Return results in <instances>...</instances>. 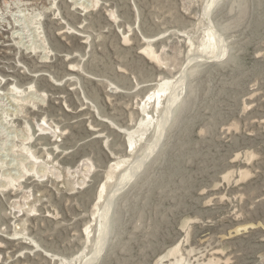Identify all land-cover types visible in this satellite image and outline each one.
<instances>
[{"label": "rangeland", "instance_id": "rangeland-1", "mask_svg": "<svg viewBox=\"0 0 264 264\" xmlns=\"http://www.w3.org/2000/svg\"><path fill=\"white\" fill-rule=\"evenodd\" d=\"M163 79L91 264H264V0H0V264L85 262L98 183L154 125L132 153L114 127Z\"/></svg>", "mask_w": 264, "mask_h": 264}, {"label": "bare ground", "instance_id": "bare-ground-1", "mask_svg": "<svg viewBox=\"0 0 264 264\" xmlns=\"http://www.w3.org/2000/svg\"><path fill=\"white\" fill-rule=\"evenodd\" d=\"M95 1H97V0H95ZM23 3L25 4V2H23ZM209 4L207 6H209ZM208 12H209V10H208ZM208 12H207V14H208ZM60 20H61V18H60ZM146 40H149V39L148 38H145V41ZM218 42L216 41V44ZM209 46L211 47V49H210L211 51L213 49H215V41H214L213 44L209 42ZM44 47H45V45H44ZM138 51L140 52L141 55H143L146 59H148L150 61L151 60L152 61H159V56L157 55V53L155 51H153L152 48H149V47H141ZM34 53H36V52H34ZM182 78H183V74H181V77H180L179 80L181 81ZM172 84L173 83H172L171 80H169V79L164 80L163 79V81L160 84H158L154 89H152V91H150L149 93L146 94V96H147L146 99L147 100L145 102H147V101L152 102V106L151 107L153 109V112H151L150 110H148L147 105L145 104L144 100H142L144 103L143 104H139V110L142 112V116L143 117H142L141 120L138 121V123H136V126L134 128H132V129H126V128H121V127H116V126L114 127L119 133H121V134L124 135L125 144H126V150H129L132 153L133 150L136 148L137 142H139V140H141L143 138L142 136L152 127V125H154L153 130L151 132L152 133L151 138L148 141H145V144H143L142 147H139V150H140L139 156L137 155L135 157V159H133V160H131L129 162H128V160L125 159V160L117 161L115 163H111V165H109L108 168H107L108 170L106 172V175L98 183L97 191H96V195H95V197H96V203H95V208H94V211H93L94 227H96V228H95V233L93 234L92 238L89 240V242H92V247H91L92 249H91V252L89 253V255L87 256V259L82 264H91L92 258H94V256L97 254V252L99 251V249H101V247L104 245V243H105L104 240H105L106 236L110 233L111 225H112V222H113L114 212H112V209H113L112 207H113V203H114L116 194L119 191H121L124 188V186L126 185V182L129 181L130 178H132L136 174V172L140 169L141 163L149 155H151V152L154 150L155 145L160 140V137H161V135L163 133V130L165 129V126L167 125V121L171 118V115L175 111L174 110V107L177 105L178 99L180 98L181 93L179 91V89H180L179 88V85L180 84L179 83H177L176 85H172ZM32 89H31V91H32ZM13 96H14V94H13ZM23 100L25 101V99H23ZM18 103H20V102H18ZM155 114H157V116L154 118ZM40 124H41V122H40ZM45 125H47V124H45ZM45 125H43V126H45ZM43 126H41V127H43ZM47 128H48V126H47ZM51 133H52V131H51ZM53 134H55V133H53ZM22 151H23V148H22ZM28 157H29V155H28ZM28 160L30 161L29 158H28ZM36 161H38V160H36ZM33 164H35V162ZM121 164H123V166L125 165V169L123 171H121L118 174V176H116L114 178L113 172ZM31 168H32V165H31ZM25 170H24V172H25ZM46 172H48V171H46ZM29 173L30 172H28V174ZM6 177H7V175H6ZM41 177H43V175ZM83 180L80 181L79 184H82ZM109 182L111 183V185L108 186V184H110ZM10 183H9V185H10ZM18 208H20V206H18ZM83 233L86 234V238L88 239L89 236H90L89 227H86L85 226ZM59 264H65V263L63 261H61Z\"/></svg>", "mask_w": 264, "mask_h": 264}]
</instances>
